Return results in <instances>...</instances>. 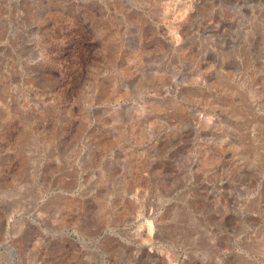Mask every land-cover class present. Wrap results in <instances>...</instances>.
<instances>
[{"label": "rangeland", "instance_id": "1", "mask_svg": "<svg viewBox=\"0 0 264 264\" xmlns=\"http://www.w3.org/2000/svg\"><path fill=\"white\" fill-rule=\"evenodd\" d=\"M0 264H264V0H0Z\"/></svg>", "mask_w": 264, "mask_h": 264}, {"label": "bare ground", "instance_id": "2", "mask_svg": "<svg viewBox=\"0 0 264 264\" xmlns=\"http://www.w3.org/2000/svg\"><path fill=\"white\" fill-rule=\"evenodd\" d=\"M166 1H168V0H166ZM171 35H173V34H171ZM169 36H170V35H169ZM173 37H174V36H173ZM171 38H172V37H171ZM134 196H135V195H134ZM34 200H35V199H34ZM34 200H33V198H30V199H29V202H30V203H28L27 206L32 207V205L35 203ZM131 200H132V199H131ZM19 212H20V211H19ZM144 214H145V213H144ZM35 216H36V215H35ZM9 217H10V219H9V223H10V222H13L14 219L12 218V216H9ZM144 220H145V219H144ZM144 220H143V221H144ZM144 222L146 223L147 226H149V222H148L147 220H145ZM156 225H157V224H156ZM28 227H29V226H28ZM28 227H27V228H28ZM159 227H160V226H159ZM9 229H10V228H9ZM148 229H149V228H148ZM162 231H163V230H162ZM150 232H151V235H152L154 238H160V237H159V235H160V230H159V228H158L157 226H155V225L152 226L151 229H150ZM61 233H62V232H61ZM31 235H32V234H31ZM33 238H34V237H33ZM156 240H157V239H156Z\"/></svg>", "mask_w": 264, "mask_h": 264}]
</instances>
